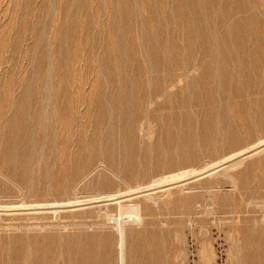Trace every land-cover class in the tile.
Returning a JSON list of instances; mask_svg holds the SVG:
<instances>
[{"label":"rangeland","instance_id":"374dc122","mask_svg":"<svg viewBox=\"0 0 264 264\" xmlns=\"http://www.w3.org/2000/svg\"><path fill=\"white\" fill-rule=\"evenodd\" d=\"M262 112L264 0H0V263L264 264Z\"/></svg>","mask_w":264,"mask_h":264},{"label":"bare ground","instance_id":"6f19581e","mask_svg":"<svg viewBox=\"0 0 264 264\" xmlns=\"http://www.w3.org/2000/svg\"><path fill=\"white\" fill-rule=\"evenodd\" d=\"M162 3V2H161ZM251 14V13H250ZM252 16V15H251ZM244 18V17H243ZM239 20H240V18H239ZM244 20V19H243ZM242 20V21H243ZM241 21V22H242ZM233 22V21H232ZM231 22V23H232ZM244 22V21H243ZM236 23V22H235ZM237 23H239V22H237ZM246 23V22H245ZM230 25V24H229ZM233 25V24H232ZM246 25H247V23H246ZM240 26H241V24H240ZM245 26V25H244ZM243 26V27H244ZM238 27V26H237ZM242 27V29H244ZM238 29V28H237ZM241 29V28H240ZM241 29V30H242ZM246 29V28H245ZM245 31V30H244ZM244 31L242 30V32L244 33ZM245 32H247V31H245ZM250 34V32H248V35ZM243 37V36H242ZM261 38V37H260ZM257 45V44H256ZM254 52V51H253ZM252 54V53H251ZM208 62V61H207ZM44 67V66H43ZM220 72V71H219ZM228 74V73H227ZM231 76V75H230ZM155 83V82H154ZM225 83V82H224ZM230 84V83H229ZM250 86V85H249ZM152 87V86H151ZM189 87V86H188ZM153 90V89H152ZM250 90V89H249ZM238 95V94H237ZM240 100V99H239ZM136 101V100H135ZM199 104V103H198ZM227 105V104H226ZM156 109V108H155ZM154 110V109H153ZM255 110V109H254ZM14 111V110H13ZM245 111V110H244ZM261 111V110H260ZM262 113H264V112H262ZM154 114V113H153ZM227 114V113H226ZM230 116V115H229ZM201 118V117H200ZM36 119V118H35ZM259 119V118H258ZM261 121V120H260ZM11 122V121H10ZM26 122V121H25ZM19 125V124H18ZM23 125V124H22ZM35 127V126H34ZM158 127V126H157ZM194 127V126H193ZM16 128V127H15ZM140 129V128H139ZM246 136V135H245ZM142 137V136H141ZM32 138V137H31ZM226 139V138H225ZM19 141V140H18ZM140 144V143H139ZM221 144V143H220ZM3 146V145H2ZM146 148V147H145ZM8 149V148H7ZM7 151V150H6ZM245 151V150H244ZM12 152V151H11ZM178 152V151H177ZM6 154V153H5ZM12 157L14 158V156H13V152H12ZM180 157V156H179ZM231 157V156H230ZM53 159V158H52ZM229 159V158H228ZM184 162V161H183ZM124 163V162H123ZM129 163V162H128ZM30 169V168H29ZM147 171V170H146ZM147 174V173H146ZM168 174V173H167ZM182 175V174H181ZM50 176V175H49ZM170 177V176H169ZM27 188V187H26ZM148 188H149V186H148ZM205 188V187H204ZM47 191V190H46ZM72 192V191H71ZM132 192V191H131ZM80 194V193H79ZM115 194V193H114ZM125 194V193H124ZM26 195V194H25ZM116 195V194H115ZM114 195V196H115ZM175 195V194H174ZM240 195V194H239ZM108 196V195H107ZM110 196H112V195H110ZM113 196V197H114ZM94 197V196H93ZM117 198H119V197H117ZM120 198H122V197H120ZM94 200V199H93ZM115 200H116V198H115ZM215 200V199H214ZM112 201V200H111ZM51 202V201H50ZM155 202V201H154ZM128 203V205H124L125 207H127V209H128V211H131V212H135V204H138V203H136V202H134L135 204H129V202H127ZM124 204V203H123ZM37 206H38V204H36ZM120 205V204H119ZM9 206V205H8ZM123 206V205H122ZM7 207V206H6ZM118 207H120V206H118ZM241 207V206H240ZM4 208V207H3ZM121 208V207H120ZM2 209V208H1ZM251 212V211H250ZM112 213V212H111ZM120 213H121V209H120ZM45 215V214H44ZM140 215V214H139ZM119 216V215H118ZM135 217H138V216H135ZM130 219H132V218H130ZM115 220V219H114ZM132 220H135V218L134 219H132ZM117 222V221H116ZM115 222V223H116ZM124 222H125V220H124ZM133 222V221H132ZM119 223V222H118ZM135 223V222H134ZM138 223V222H137ZM140 223V222H139ZM249 223V222H248ZM122 224V223H121ZM63 225V224H62ZM114 225V224H113ZM116 225H118V224H116ZM124 225V224H123ZM119 226V225H118ZM118 226H116V227H118ZM119 227H121L120 229H122V226H119ZM121 231V230H120ZM262 231V230H261ZM120 233V232H119ZM122 234V233H121ZM2 235V234H1ZM244 235V234H243ZM87 236V235H86ZM105 236H107V235H105ZM121 236V235H120ZM143 236H145V235H143ZM240 237V236H239ZM118 238V240H119V236L117 237ZM136 238V237H135ZM9 239V238H8ZM121 239V238H120ZM123 239H124V232H123ZM142 239V238H141ZM242 239V238H241ZM2 240V239H1ZM136 240V239H135ZM8 241V240H7ZM128 241H129V238H128ZM139 241V240H138ZM122 242V241H121ZM153 242V241H152ZM7 243V242H6ZM74 244V243H73ZM108 244V243H107ZM119 244H120V241H119ZM124 244V243H123ZM125 244H126V242H125ZM133 244V243H132ZM4 245V244H3ZM8 245V244H7ZM80 245V244H79ZM99 245V244H98ZM131 245V244H130ZM136 245V244H135ZM83 246V245H82ZM122 246H124V245H122ZM11 247V246H10ZM9 247V248H10ZM120 247V246H119ZM138 247V246H137ZM238 247V246H237ZM7 249H8V246H7ZM74 249V248H73ZM239 249H240V247H239ZM83 250V249H82ZM85 250V249H84ZM83 250V251H84ZM87 250V249H86ZM106 250H108V249H105V251ZM154 250V249H153ZM9 251V250H8ZM126 251V250H125ZM120 252V251H119ZM118 252V253H119ZM130 253V252H129ZM154 253V252H153ZM236 253V252H235ZM241 253V252H240ZM245 253V252H244ZM126 254V253H125ZM120 256H118V257H120V259L122 258L121 257V255H122V253L120 252V254H119ZM124 255V254H123ZM122 255V256H123ZM130 255V254H129ZM137 255V254H136ZM141 255V254H140ZM5 256V255H4ZM253 256V255H252ZM6 257H7V255H6ZM128 257V256H127ZM144 257V256H143ZM2 258V257H1ZM62 258V257H61ZM69 258V257H68ZM153 258H155V257H153ZM262 258H264V257H262ZM4 259V258H3ZM59 259H60V257H59ZM78 259V258H77ZM87 259H89V258H87ZM124 259V258H123ZM151 259V258H150ZM9 260V259H8ZM85 260V259H84ZM90 260V259H89ZM122 260V259H121ZM149 260V259H148ZM259 260V259H258ZM262 260H264V259H262ZM65 261V260H64ZM75 261V260H74ZM73 261V262H74ZM87 261V260H86ZM86 261H82V263L83 264H85L86 263ZM106 261H108V260H106ZM150 261V260H149ZM148 261V262H149ZM152 261V260H151ZM5 262V261H4ZM70 262V261H69ZM112 262V261H111ZM155 262V261H154ZM23 263V262H22ZM67 263H68V261H67ZM100 263V262H99ZM157 263V262H156ZM0 264H2V262L0 263ZM69 264H71V262L69 263ZM79 264V263H78ZM92 264H93V262H92ZM119 264V263H118ZM141 264V263H140ZM154 264V263H153Z\"/></svg>","mask_w":264,"mask_h":264}]
</instances>
